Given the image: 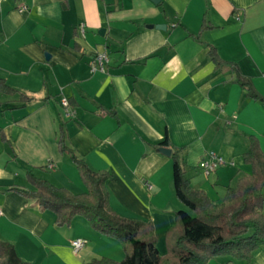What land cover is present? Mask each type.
<instances>
[{"label":"crops","instance_id":"0c3cea01","mask_svg":"<svg viewBox=\"0 0 264 264\" xmlns=\"http://www.w3.org/2000/svg\"><path fill=\"white\" fill-rule=\"evenodd\" d=\"M208 45L264 97V0H1L0 80L16 92L0 91V240L28 264L123 258L119 242L84 218L58 227L38 199L10 190H33L30 172L74 194L86 191L58 149L62 126L79 159L110 173L112 209L151 221L164 255L175 212L189 210L174 194L170 155L152 145L166 135L182 148L190 186L213 203L250 174L242 157L247 135L264 153V105L247 97L230 68H215ZM103 51L105 71L92 72L90 60ZM61 97L71 101L68 115ZM208 151L225 163L204 175L198 162ZM74 239L84 241L77 253ZM207 264H264V247L249 262L218 256Z\"/></svg>","mask_w":264,"mask_h":264},{"label":"trees","instance_id":"16d2710c","mask_svg":"<svg viewBox=\"0 0 264 264\" xmlns=\"http://www.w3.org/2000/svg\"><path fill=\"white\" fill-rule=\"evenodd\" d=\"M206 28L208 26L202 24L200 30ZM208 47V56L215 68H230L235 73V83L246 90L247 97L264 105V97L254 89L251 79L243 76L236 64L222 60L213 46ZM0 91L16 92L2 80ZM20 99L25 101L29 97L21 94ZM68 103L70 105L71 101ZM247 139L248 146L242 157L251 172L240 178L234 187H228L219 203H213L203 190L190 186L182 148L172 147L166 135L163 141L152 145L155 149L170 147L174 194L190 211L175 212V223L166 231V251L162 256L156 249L153 223L124 217L112 209L105 188L110 173L94 171L79 159L67 147L62 126L58 132V149L75 165L86 191L74 194L30 172L26 178L33 190L24 187L10 190L26 198L38 199L42 207L54 213V224L58 227L70 226L77 216L84 218L93 231L118 241L124 252L119 261L101 257L92 258L86 264H207L218 256L249 262L254 250L264 247V153L256 136L247 135ZM0 264L28 263L16 255L11 244L0 240Z\"/></svg>","mask_w":264,"mask_h":264},{"label":"built area","instance_id":"2783aa9c","mask_svg":"<svg viewBox=\"0 0 264 264\" xmlns=\"http://www.w3.org/2000/svg\"><path fill=\"white\" fill-rule=\"evenodd\" d=\"M1 2V0H0ZM24 10V7L19 9ZM80 31L83 32V27L81 26ZM108 62V55L105 51L96 53L95 56L90 60L89 66L90 70L93 71H105L106 64ZM264 76V75H263ZM60 106L65 110V115H68L69 103L66 97H61L59 99ZM225 163V160L216 152L208 151L199 160L198 167L204 175H210L214 173L220 166ZM51 165H49V168ZM148 188H151L149 185ZM84 245L82 239H74L72 241V249L74 252H78Z\"/></svg>","mask_w":264,"mask_h":264},{"label":"water","instance_id":"95a60500","mask_svg":"<svg viewBox=\"0 0 264 264\" xmlns=\"http://www.w3.org/2000/svg\"><path fill=\"white\" fill-rule=\"evenodd\" d=\"M153 1H156V0H153ZM99 33L102 35V33H103V29H100V30H99ZM158 150H159L161 153H163V154H165V155H167V156H169V155L171 154V149L166 148V147H160Z\"/></svg>","mask_w":264,"mask_h":264}]
</instances>
